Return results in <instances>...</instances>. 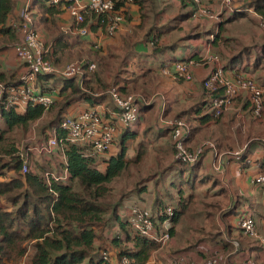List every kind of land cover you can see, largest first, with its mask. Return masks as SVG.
Listing matches in <instances>:
<instances>
[{"label":"trees","instance_id":"obj_1","mask_svg":"<svg viewBox=\"0 0 264 264\" xmlns=\"http://www.w3.org/2000/svg\"><path fill=\"white\" fill-rule=\"evenodd\" d=\"M239 1L236 6L239 11L222 20L215 32L196 34L194 39L209 42V37L213 36L211 45L223 49V59L219 58L224 71H239L247 75L245 73L251 72V69L255 71L264 67V43L254 52L251 47L227 38L226 26L247 18L244 9H252L264 18V0ZM17 2L18 0H0V55L19 42V35L12 26L18 21V16L15 15ZM155 2L156 0H116V9L134 6L138 12L139 22L131 25V33L119 35L118 40H108L97 48L94 47L97 37H93L94 40L87 43V48L75 50L74 47L83 42L76 34H66L60 30L59 17L68 5L67 2L60 0L54 4L51 0H32L31 10L34 12L36 31L46 35V39H42L48 48L46 58L57 66L65 58L80 59L84 56L95 63L97 69L92 73L85 71L82 79L39 74L37 86L41 92L52 94L55 98L50 109L44 111L42 107L34 106L28 107L23 113L12 109L1 112L0 264H18L22 259L24 264H122L124 258L128 264H146L162 248L155 240L140 236L130 227L129 212L122 208L124 199L132 192L136 193L140 206L150 211L156 235L164 232L163 225L168 222L169 237L175 243L174 248L171 245L168 247L172 252L168 258L184 256L188 260L199 262L215 255L222 254L223 257L229 254L228 262L238 264L256 261L264 252V245L258 239L246 237L240 229V221L250 217L256 231L261 230L260 225L255 223L253 212L249 211L251 205L249 204V210H245L240 196H235L231 207L226 209L220 203L206 199L201 201V205L197 204L196 188L206 182L205 177L198 176L201 161L193 166L174 161L170 130L144 117L154 107V92L163 85L165 77L162 70L171 68L177 62L188 61L184 56L175 57L177 45H167L164 40L180 29L193 14L190 10L181 12L171 18L170 22L162 23L160 20L164 12L155 10ZM178 2L181 7L193 5L191 2ZM152 11L155 14L151 20ZM123 13L124 20L132 22L131 13L128 10ZM99 22L98 15L89 14L79 27H86L89 35L96 36L97 32H104V26ZM74 27L72 20V29ZM230 45H233L232 49L229 48ZM196 58L194 56L193 59ZM17 76L16 72L8 74L0 71L1 82H15ZM175 83L182 86L189 82L181 80ZM111 89H115L122 97L141 94L145 100L152 99V102L150 105L138 103V121L120 129L110 151L103 155H92L87 146L66 143L64 152L68 177L63 182L52 183L50 188L46 185L43 174L46 170L55 168L47 166L51 164L48 162L51 157H42V165L35 161L38 163L35 171L21 173V162L15 155L18 134H25L33 123L48 113L51 118L42 129L43 135L47 137L48 130L58 127L75 103L88 104L89 107L105 103L112 108L107 94ZM202 91L205 94L203 101L183 108L184 111L173 117L184 121L191 129L187 146L194 138H198L199 145L205 142L200 141L202 138H212L214 134L223 132L231 135L230 130L235 123L234 116L228 119L223 118L224 115L215 118L210 111L212 96H220L221 91L214 94L207 93L204 89ZM242 99V109L249 120L250 103L245 97H241V100L239 98L240 101ZM165 101L167 103V99ZM167 113L165 111V117ZM157 114L156 111L153 115ZM260 120L264 121V102ZM58 134L59 137L62 135L59 131ZM137 139L141 140L136 142ZM246 139L251 140V137L247 135ZM149 140L150 143L159 141L161 152L167 156L165 160L159 158L168 162V166L163 169L165 174L173 171L168 188L163 192L158 191L157 180L151 190L148 186L150 182L140 186L146 181L144 180L136 183L129 193L122 191L114 194L112 185L117 180L130 177L132 171L139 172L142 168ZM215 141L219 150L225 144L220 139ZM257 149L261 152L255 156L252 151ZM263 157L264 141H256L248 146L239 161L231 163L240 171L253 164L257 166L258 174H261L264 172ZM62 169L61 166V171ZM216 177L218 179L213 180L212 186L220 185L221 177L217 174ZM152 180L154 176L148 181ZM217 192L228 196L225 188ZM167 208L172 211L171 217L166 216ZM200 216H204L209 225H212V229H215L213 232H205L204 227L199 225L197 218ZM109 223L115 230L106 226ZM183 226L193 234L191 244L183 245L181 242L179 231ZM110 232H113L112 236ZM104 253L108 255V260L103 258Z\"/></svg>","mask_w":264,"mask_h":264},{"label":"built area","instance_id":"obj_2","mask_svg":"<svg viewBox=\"0 0 264 264\" xmlns=\"http://www.w3.org/2000/svg\"><path fill=\"white\" fill-rule=\"evenodd\" d=\"M60 0H51L56 4ZM67 2L65 10L69 17L77 26L76 32L80 37L88 35L86 27H79L85 22V16L96 14L100 18V25H103L102 32L107 37H112L122 27L124 19L119 9H116V0H64ZM191 2L197 7L192 17L220 23L222 15L237 12L233 0H221L218 6H208L202 4L200 0H177ZM32 0H24L18 15V21L12 24L19 35V42L13 46L16 59L24 66L25 71L15 82L0 81V115L4 110L12 109L17 113H23L28 107L40 106L44 111H48L54 103L52 94L41 92L37 86V76L57 75L64 78L78 77L82 79L85 71L92 73L95 65L85 62L69 63L64 67L53 65L47 58L48 48L44 45L34 24V15L31 10ZM244 12L252 14L259 19L260 27L264 28V18L256 14L252 9H244ZM101 29V30H102ZM96 48V46H95ZM199 66H211L209 75L202 81L203 89L210 94L221 91L220 96H212L211 108L215 118H219L227 113H234L237 121L244 122L243 112L237 105V100L241 97L247 98L250 105V115L253 119L260 120L263 112L264 87L260 86L255 79L247 75L228 76L220 58L211 53L210 48H206L205 54L197 60L177 62L173 70H163V75L175 81L193 80L192 69ZM113 104V109L109 110L104 105L87 107L83 111L68 115L62 122L52 129L43 140H39L35 145H31V140L24 148L18 150L17 155L21 162V173L26 174L30 169L29 154L41 156L49 159L57 153L60 157V164L63 167L60 173L44 172L43 179L46 185L54 182H63L68 177L66 169V159L64 146L66 143L83 145L89 148L92 155H103L113 146V142L118 135V127H126L138 121V103L150 105L151 100H145L141 94H130L122 97L115 89L107 92ZM165 105L160 106L158 122L164 128L170 130L172 142L174 144L173 160L182 164L193 166L197 164L206 154H212V170L217 175H224L228 164L237 162L244 154L243 152L218 154L213 142L205 141L193 149H188L186 142L190 137L191 129L182 120L167 118L164 116ZM246 120V119H245ZM239 125V124H238ZM58 131L62 133L59 137ZM264 165V157L262 160ZM252 183L255 186L264 185V172L253 177ZM166 216L171 217L172 211L166 209ZM128 222L130 227L140 236L153 239L161 246L169 242L168 222L163 225L164 232L159 236L155 233V225L151 213L139 205H133L129 211ZM240 229L243 235L249 238L258 239L264 245V239L257 234L253 220L245 217L240 221ZM103 258L108 260V255L103 254ZM122 264H128L126 258ZM146 264H156L155 258H151ZM167 264H231L227 259L221 257H210L196 262L184 257H176ZM238 264H259L256 261H243Z\"/></svg>","mask_w":264,"mask_h":264},{"label":"rangeland","instance_id":"obj_3","mask_svg":"<svg viewBox=\"0 0 264 264\" xmlns=\"http://www.w3.org/2000/svg\"><path fill=\"white\" fill-rule=\"evenodd\" d=\"M200 1L202 4L212 6V7L218 6L221 2V0H200ZM237 2H240V1L239 0H233L234 7L236 9H237L236 6L238 5ZM179 3L180 2H178L176 0H156L155 10L157 12H160V11L164 12L160 22H162V23H163V21L164 22H167V21L170 22L171 18H173L176 14L181 13V12H185V11H189V10L193 11L192 16L195 14L196 9H197V7L195 5L194 6L190 5L191 7L190 6L181 7ZM238 8H240V7H238ZM154 14H155V12H153V11L150 13L151 20L154 18V16H153ZM228 16H229V14L228 15H222L220 22H222V20H224ZM217 24L218 23H215L213 21L191 17L190 20H188L187 23H185V26L181 27L183 31H176V32H174L168 36V38H167L168 44L177 43V44H180L181 46H186V45H184L185 44L184 41H186V44H190L191 46L196 47L200 42L197 44L196 39L193 40L195 38L194 35H196V34L202 35V34L210 32V31L215 32L217 30ZM192 32H194L195 34H192ZM187 34H191L190 36H188L191 38L190 39L186 38V40H182V38L185 37ZM225 35H228L227 38H231V39L235 38V40L239 41L244 46L251 47V49L254 52L259 50L260 46L264 43V31L263 30L261 31L256 26V24L249 18L241 19V20H239L233 24H229L228 26H226ZM102 40H103V38L100 40V42H99L100 44H101ZM201 40L204 42L205 39H201ZM209 40H212V37H209ZM96 44H98V43H96ZM95 46H96V48L98 47V45H94V47ZM232 47H233V45H230L229 48L232 49ZM181 51H183V50H181ZM212 52H211L212 54L223 59V57H222L223 56V53H222L223 49L222 48L212 47ZM16 61L19 62L18 60H16ZM74 62L92 63L90 60L85 59L84 56L80 59L65 58V60L61 61L60 64L57 65V67L62 68L64 66H66L67 64L74 63ZM92 64L95 65V69H94V71H95L97 69V66L95 63H92ZM0 66H1V64H0ZM250 71L251 72H246L245 74H247V76H250L253 79H255L256 82L260 86L264 87V67L258 68L255 71H253L251 69ZM12 72H16L19 75L17 70L12 71ZM12 72H6V73L11 74ZM21 75L22 74H20L19 76H21ZM167 86H168V84L164 85L163 87H162V85H160L159 89L157 88V90L154 92V94L152 96V98L154 99V107H153L152 111H149L144 116L145 118H147V120L152 119V121H154V124H157V125H159V122H158L159 114L153 115L157 111L156 105L158 104V102H157L156 98H157L158 94H162L163 96H165V94L167 92H165V94H164V88H166ZM240 100H241V98H240ZM240 100L238 101L237 104H238L239 108L241 109V111L243 112V116L245 117L246 120L244 119V122L242 123L241 120L237 121L235 119V123L233 124V126L231 127V130H230L231 135H228L227 133L221 132L222 134H220V133L214 134L212 138L206 137V138H202L200 140L201 142L204 140L205 141L208 140L210 142H213L214 145H215L216 139H220L221 141H223L225 144L220 148V150L216 148L218 154L233 153L236 151H239V152L244 151L245 152V150H247L248 146L251 143L256 142V141H261V142L264 141V121L263 120L256 121L253 118L251 119V117H249V120H248L246 117V112H244L242 109V104L244 103V101H243V99H242V101H240ZM194 105H195V103H193V104L191 103V105H187L185 107L189 108V107L194 106ZM233 115H234V113H227L224 115L223 118L228 119V118L232 117ZM166 116H167V118H173L174 114L169 112L166 114ZM50 118H51V116L48 115V113H46L42 119L33 123L25 134H18V137H17L16 142H15V155L17 157H18V155H17L18 150L21 149L22 152H24V148L28 145L29 140H31L30 141L31 145H35L39 140L45 139L46 136L43 135L42 129L48 123ZM251 120H253V121H251ZM0 126H1V124H0ZM51 131H52V129L48 130V133H50ZM150 134H151V131H150ZM247 135L251 137V140L246 139ZM224 138H226V139H224ZM141 139H137L136 142H139ZM197 141H199L198 138H195L193 140V142L191 144H189L190 146H187L188 149L195 148L198 145ZM257 151H258V149L253 150L252 152L254 154ZM131 155H132V153H131ZM161 157L165 160V158L167 156H166V154L164 155L161 152V149L159 146V141L158 142L152 141L150 143V140H149L148 147H147V155L145 157L144 163H143L140 171L139 172L132 171V175L130 177H123V178L117 180L112 185L113 193L118 194L122 191L129 193L136 183H142L144 180H146V181H144L140 186H143V185L150 182L148 184V186L152 190L153 183L158 180L157 190L161 191V192L165 191V189L168 188V185L170 183V179H171V175L173 174V171H171L169 173L167 172L165 174L166 171L163 169L168 166V162L161 161L159 159ZM29 159H30V169L29 170H31V171H35L36 164H38L36 162H39V164H41V165L44 164V163H42L43 160H42L41 156H32L31 154H29ZM212 159H213V156H212V154L209 153L208 155H204V157H202L200 160L202 165H201L200 171L198 172V176H199V178L205 177L206 182L201 184V185H198L196 188L197 204L201 205V201L206 199V201L213 202L216 204L218 202V203H220V205L223 209H226L228 207H231V205L235 201V196H240L241 202H243V206L245 205L244 206L245 210H249L250 209L249 204L251 205V209L249 211H250V213L253 212L252 214H254L255 223L257 225H260L261 230L260 231L257 230V231H258V234L264 239V185L263 186H256L254 188L250 187V188H247L245 191H243L241 186H239V188H236V182L233 179H230L229 174H228V177L226 176L227 174H225L224 178H223V175H220V177H221V180L219 181L220 185L212 186L213 180L215 181V178L218 179L216 177V174H215L216 172L214 170H212V161H213ZM19 160H20V158H19ZM48 162L49 163L51 162V164H52V165L51 164L47 165V166H49V168H53V166L55 167V168H53V170L48 169L49 170L48 172H50V171H52V172L61 171L60 157L57 154L52 155ZM46 172H47V170H46ZM152 176H154V180H152V182L148 181L149 178H152ZM224 181H227V185L224 184ZM221 188L222 189L225 188L226 190H228V196L225 195L226 198L221 193L217 192ZM230 197H232V198H230ZM136 198L138 199L135 192L129 193V196L124 199L122 209H125L126 212H129L133 205H137L136 203H140V202H137ZM142 208H144V207H142ZM260 208H262V210ZM144 209H146V208H144ZM258 210H260V213L258 212ZM124 216H125V213L123 212L122 217H124ZM197 221H198L200 226L204 227L205 232H208V231L213 232L215 230V229H212V225H209V222L205 220L204 216L198 217ZM218 223H219L220 227H222V224L219 222V220H218ZM106 226H108V228L110 230H115V228L111 227L110 223ZM110 234L112 236L113 232H110ZM206 234H203V235L206 236ZM191 235H193V234L190 231H186V228L184 226L181 228V230L179 231V237L181 238V242L183 245L191 244L190 243V241H192ZM169 245L173 246V248H174L175 247L174 246L175 245L174 240H170L169 244L163 246L162 249L160 250V252L156 255V258H157L156 260H157L158 264H167V262L165 261V258L167 256H169L170 253H172L168 249ZM215 257H221L222 259H227L229 257V254H226L223 257H222V254H219V255H215Z\"/></svg>","mask_w":264,"mask_h":264},{"label":"crops","instance_id":"obj_4","mask_svg":"<svg viewBox=\"0 0 264 264\" xmlns=\"http://www.w3.org/2000/svg\"><path fill=\"white\" fill-rule=\"evenodd\" d=\"M23 2H24V0H18V2H17V6H16V10H15V15L16 16L19 15V12H20V10L22 8ZM128 7L129 8H127V9L126 8L120 9V13L122 14L123 19H124L123 11L128 10L131 13V15H132V22L128 23V22H126L124 20V23H123L122 27H120V29L112 37H107L101 32H97L96 36H91V35H89V32H88L87 36L80 37L78 35V33L76 32L77 26L75 25L74 29H72V19L67 15L66 10H64V12L59 17L60 30L63 33H66V34H76L77 36H79L78 37L79 39L81 38L80 41L83 42V43L81 45L75 46L74 47L75 50H78L80 48H87V46H88L87 43H90V41L94 40L93 37H97L95 39H96V43H98L97 44L98 46L100 45L99 42H100V40L102 38H103V40L101 41V44L107 42L108 39L111 40V38L114 39V40H118L119 35H123V34H126V33H131V31H132L131 25L133 23H135V22L136 23L139 22V16H138V12H137L136 8L134 6H128ZM245 13L247 14V18L251 19L261 31L262 30L264 31V28L260 27L259 19L255 18V16L252 15V14H249L247 12H245ZM33 14H34V12H33ZM225 15H228V14L226 13ZM243 19H246V18H243ZM185 23H187V22H185ZM185 23H183L181 25V27H184ZM231 24H233V23H231ZM218 25H219V23L217 24V28H218ZM181 27H179L180 29H177L176 31H183ZM176 31H174V32H176ZM192 34H195V33L192 32ZM39 35H40L41 39H46L45 38L46 35H44L42 33H39ZM190 35L191 34H187L185 37L182 38V40H186V38L190 39L191 37H188ZM210 37H212V40H213V36H210ZM226 37H228V35H226ZM167 38H168V36H167ZM167 38H166V40H164L165 44H167V45H171V44L177 45L178 51L174 53V56L177 57V58H180L181 56H184L187 60H192L194 58V56H195L197 58L193 59V60H197V59H199L200 57H202L205 54L207 47H209L210 51L212 52V47L213 46L211 45V40H209V42H206V41L203 42L201 39H198V40H196V43L197 44L199 42L200 43L196 47H193L190 44H186V41H184L185 42L184 45H186V46H181L180 44H177V43L168 44V39ZM47 39H49V38H47ZM233 39H235V38H233ZM193 40H195V39H193ZM96 43H95V45H96ZM181 50H183V51H181ZM16 60L17 59L15 58V54H14L13 48H11L10 50H8V51L4 52L3 54H1L0 55V64H1L0 71L12 72V71H16L17 70L19 75L23 74V72L25 71V68H24V66L21 63L17 62ZM163 70L172 71L173 70V66L171 68H164ZM163 70H162V75H163ZM210 71H211V66H199V67L193 68L192 69L193 81L189 82V83H184L182 86L176 85V83H175L176 81L175 80L171 79L168 76H164L163 75L165 77V79L162 80V83H163L162 87L164 85H166V84H168V86L166 88H164V94H165V92H167L165 94V96H163L162 94H158V96H157L158 97L157 98L158 104L156 105V110H157L158 114H159V111H160V106H162V105H165V108H166L165 111L166 112H168V113L170 112V113L176 115L177 113H179L181 111H184L183 108H185V109L188 108V107H185V106L191 105V103L192 104L193 103L196 104L198 102L203 101L204 100L203 97H205V94H203V91H202V89H203L202 81L209 75ZM225 73L227 75L229 74L228 76H230V77H232L234 75V73H235V76L236 75H242L241 74L242 72H239V71H237V72H235V71L234 72L233 71L232 72L225 71ZM19 75L17 76V80L20 77ZM165 97L167 99V103L165 101L166 100ZM236 103H238V100H237ZM102 105H104L109 110L113 109V104H112V108H111V106H109V105H107L105 103H103ZM87 107H88V104L75 103L74 106H72L70 108L69 115H75V114L83 111ZM234 118H235V116H234ZM121 128H122L121 126L118 127V133H119ZM192 142H190L189 144H191ZM259 152H261V151L258 149V151L256 153H254L255 156L256 155H260ZM206 155H208V154H206ZM225 174H227L226 175L227 177H228V174H229L230 175V179H233L236 182V188H239V186H241L243 191H245L247 188H250V187H253V188L256 187L252 183V179H253V177L255 175L258 174V170H257V166H255V165L253 166V164H250V167L248 169L240 171L239 168H236L234 163H230V164H228L227 169L225 170L223 178H224ZM224 184L227 185V181H224ZM136 204L140 206L141 203H139V204L136 203ZM260 209L262 210V208H260ZM258 212L260 213V210H258ZM252 256H254V254ZM151 258H155V260H156V256L155 255L152 256ZM184 258H186V257H184ZM170 260H171V258H168V257H166V259H165V261L167 263H169ZM256 262H258L259 264H264V252H262L259 255V258H256ZM18 264H24V260L22 259ZM156 264H158L157 260H156Z\"/></svg>","mask_w":264,"mask_h":264}]
</instances>
